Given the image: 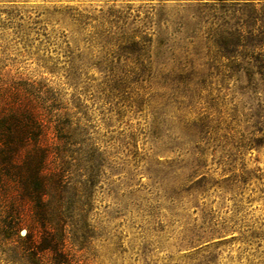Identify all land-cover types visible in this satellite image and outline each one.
<instances>
[{
    "label": "rangeland",
    "instance_id": "374dc122",
    "mask_svg": "<svg viewBox=\"0 0 264 264\" xmlns=\"http://www.w3.org/2000/svg\"><path fill=\"white\" fill-rule=\"evenodd\" d=\"M202 2L215 0H0V87L55 88L107 152L78 264H264V133L241 146L254 131L226 60H203L191 105L140 73ZM200 116L194 136L184 122ZM1 245L0 264H23Z\"/></svg>",
    "mask_w": 264,
    "mask_h": 264
},
{
    "label": "trees",
    "instance_id": "16d2710c",
    "mask_svg": "<svg viewBox=\"0 0 264 264\" xmlns=\"http://www.w3.org/2000/svg\"><path fill=\"white\" fill-rule=\"evenodd\" d=\"M197 4L180 30L159 34L153 59L140 73L169 80L181 90V104L191 105L200 99L203 60H226L221 65L231 69L254 131L241 146H258L263 140L257 133H264V0ZM140 48L152 51L145 41ZM74 108L46 83L0 87V244L14 246L19 255L9 257L23 264H78L75 236L90 226L108 157ZM204 119L184 123L201 136Z\"/></svg>",
    "mask_w": 264,
    "mask_h": 264
}]
</instances>
